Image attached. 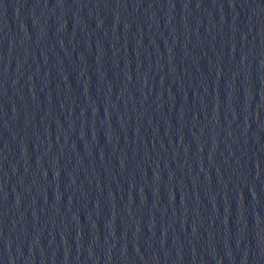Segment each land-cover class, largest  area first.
I'll return each instance as SVG.
<instances>
[{
	"label": "water",
	"instance_id": "obj_1",
	"mask_svg": "<svg viewBox=\"0 0 264 264\" xmlns=\"http://www.w3.org/2000/svg\"><path fill=\"white\" fill-rule=\"evenodd\" d=\"M0 264H264V0H0Z\"/></svg>",
	"mask_w": 264,
	"mask_h": 264
}]
</instances>
